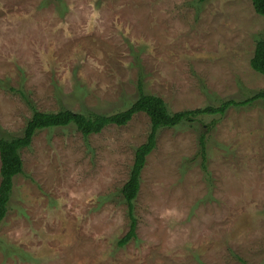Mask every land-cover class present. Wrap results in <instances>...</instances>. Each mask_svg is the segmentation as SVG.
<instances>
[{
    "label": "rangeland",
    "instance_id": "rangeland-1",
    "mask_svg": "<svg viewBox=\"0 0 264 264\" xmlns=\"http://www.w3.org/2000/svg\"><path fill=\"white\" fill-rule=\"evenodd\" d=\"M258 40L251 0H0V138L21 136L32 107L127 110L140 78L172 113L245 101L264 91ZM150 131L140 113L88 138L72 125L38 132L0 223V264H264L262 102L160 130L137 237L120 247L122 188Z\"/></svg>",
    "mask_w": 264,
    "mask_h": 264
},
{
    "label": "trees",
    "instance_id": "trees-1",
    "mask_svg": "<svg viewBox=\"0 0 264 264\" xmlns=\"http://www.w3.org/2000/svg\"><path fill=\"white\" fill-rule=\"evenodd\" d=\"M251 1L254 11L264 18V0ZM251 67L254 71L264 76V40H258L256 43ZM12 91L14 92L15 90L12 89ZM137 92L138 98L131 104L130 108L110 115H102L95 112L88 114L76 113L68 109L55 113H45L32 107V117L28 120L21 136L0 138V223L8 212L13 194L14 179L24 174V162L21 152L32 146L33 139L38 132L72 125L82 133L83 137L88 138L91 135L101 133L108 126H126L134 116L144 113L150 119L151 131L146 142L136 149L129 179L122 188V195L130 221L127 235L119 242V246L123 247L137 237L135 201L140 191L142 171L146 166L147 157L156 148L160 130L176 128L183 124L192 126L202 123L205 117H223L231 107L251 106L255 101H261L264 109V91L242 102L229 100L222 102L219 106H206L176 113L170 112L163 98L145 92L142 78L137 81ZM20 93L24 96L21 91ZM216 123L217 121L214 120L210 126L214 127ZM199 156L203 169L207 171L208 152L205 133L199 137ZM242 262L245 264L243 260Z\"/></svg>",
    "mask_w": 264,
    "mask_h": 264
}]
</instances>
